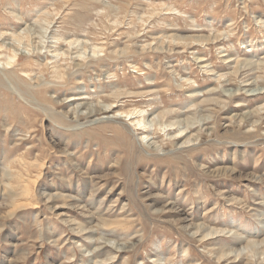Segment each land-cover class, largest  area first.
Returning a JSON list of instances; mask_svg holds the SVG:
<instances>
[{
    "label": "rangeland",
    "instance_id": "rangeland-1",
    "mask_svg": "<svg viewBox=\"0 0 264 264\" xmlns=\"http://www.w3.org/2000/svg\"><path fill=\"white\" fill-rule=\"evenodd\" d=\"M0 264H264V0H0Z\"/></svg>",
    "mask_w": 264,
    "mask_h": 264
},
{
    "label": "bare ground",
    "instance_id": "bare-ground-1",
    "mask_svg": "<svg viewBox=\"0 0 264 264\" xmlns=\"http://www.w3.org/2000/svg\"><path fill=\"white\" fill-rule=\"evenodd\" d=\"M257 89H258V88H257ZM260 93H261V92H260ZM251 94H252V93H251ZM258 94H259V93H258ZM85 105H86V104H85ZM116 107H117L116 105H112V107H108V111L111 113V112L114 111V108H116ZM102 108H103V107H102ZM103 109H104V108H103ZM104 110H105V109H104ZM99 111H100V110H99ZM102 111H103V110H102ZM138 112H140V111H138ZM141 112H142V111H141ZM98 113H99V112H98ZM101 113H102V112H101ZM105 113H106V112H105ZM113 114H114V113H113ZM141 114H142V113H141ZM130 115H131L130 117L133 118V117H136L137 113H134V112H133V113H131ZM133 115H135V116H133ZM108 117L110 118L111 116H108ZM114 117H115V116H114ZM124 117H128V115L126 114V116H124ZM136 118H137V117H136ZM143 118H144V117H143ZM139 119H141V118H139ZM107 120H108V119H107ZM126 120H127V119H126ZM126 120H125V121H126ZM130 120H131V118H130ZM109 121H110V120H109ZM131 121H132V120H131ZM138 121H139V120H138ZM133 122H135L134 119H133ZM142 122H143V121H142ZM129 125H130V124H129ZM135 125H136V124H135ZM138 126H139V128H141V123H140L139 125H137V127H138ZM137 127H135V128H137ZM145 127H147V126H145ZM145 127H144V128H145ZM144 128H143V129H144ZM136 130H138V128H137ZM136 130H135V131H136ZM141 131H143V130L141 129Z\"/></svg>",
    "mask_w": 264,
    "mask_h": 264
}]
</instances>
